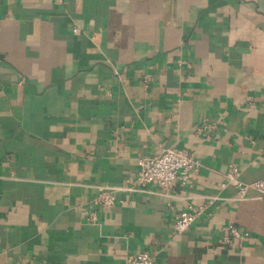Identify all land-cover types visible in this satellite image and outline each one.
<instances>
[{"label":"crops","instance_id":"obj_1","mask_svg":"<svg viewBox=\"0 0 264 264\" xmlns=\"http://www.w3.org/2000/svg\"><path fill=\"white\" fill-rule=\"evenodd\" d=\"M167 148L198 170L142 188ZM234 167L264 178V0H0V264H264V197L223 187Z\"/></svg>","mask_w":264,"mask_h":264},{"label":"built area","instance_id":"obj_2","mask_svg":"<svg viewBox=\"0 0 264 264\" xmlns=\"http://www.w3.org/2000/svg\"><path fill=\"white\" fill-rule=\"evenodd\" d=\"M139 169L137 180L142 188L157 184L165 189H169L175 182L180 181L187 184L190 174L197 171L199 162L187 150L176 148L164 149L160 154L152 157H142L138 160ZM223 187L233 185L237 188L238 198H245L248 190H256L261 197H264V178L250 182L240 180L238 168H232L226 174V181L221 184ZM97 202L104 206H113L116 203V196L110 189L102 190L97 196ZM204 206H190L175 216L174 227L177 233L187 230L201 214ZM92 219L94 214L91 213ZM249 236V232L231 225L228 229L226 242L230 245L234 242L241 243ZM125 264H156L155 258L148 252L129 254L125 259Z\"/></svg>","mask_w":264,"mask_h":264}]
</instances>
